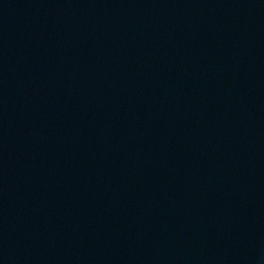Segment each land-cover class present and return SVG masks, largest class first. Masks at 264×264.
I'll return each instance as SVG.
<instances>
[{"label": "water", "instance_id": "water-1", "mask_svg": "<svg viewBox=\"0 0 264 264\" xmlns=\"http://www.w3.org/2000/svg\"><path fill=\"white\" fill-rule=\"evenodd\" d=\"M0 264H264V0H0Z\"/></svg>", "mask_w": 264, "mask_h": 264}]
</instances>
